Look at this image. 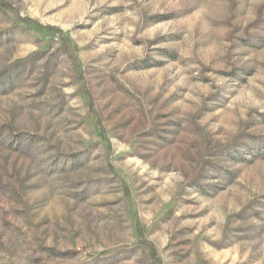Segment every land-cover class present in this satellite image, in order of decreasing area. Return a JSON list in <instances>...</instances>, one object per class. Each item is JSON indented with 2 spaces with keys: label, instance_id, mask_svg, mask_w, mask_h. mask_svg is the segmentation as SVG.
<instances>
[{
  "label": "rangeland",
  "instance_id": "1",
  "mask_svg": "<svg viewBox=\"0 0 264 264\" xmlns=\"http://www.w3.org/2000/svg\"><path fill=\"white\" fill-rule=\"evenodd\" d=\"M0 264H264V0H0Z\"/></svg>",
  "mask_w": 264,
  "mask_h": 264
}]
</instances>
